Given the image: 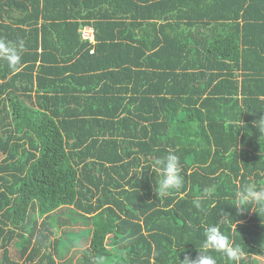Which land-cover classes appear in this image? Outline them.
Segmentation results:
<instances>
[{
	"label": "trees",
	"instance_id": "1",
	"mask_svg": "<svg viewBox=\"0 0 264 264\" xmlns=\"http://www.w3.org/2000/svg\"><path fill=\"white\" fill-rule=\"evenodd\" d=\"M0 38L23 45L0 62V264H56L62 206L92 225L78 264H182L209 223L257 262L264 209L230 203L264 188V0H0Z\"/></svg>",
	"mask_w": 264,
	"mask_h": 264
},
{
	"label": "clouds",
	"instance_id": "2",
	"mask_svg": "<svg viewBox=\"0 0 264 264\" xmlns=\"http://www.w3.org/2000/svg\"><path fill=\"white\" fill-rule=\"evenodd\" d=\"M88 28L92 32V29ZM22 51V44L12 43L0 38V62L6 63L12 71L19 70ZM257 127L261 135L264 134V117L257 122ZM150 168L155 172L156 176L159 174L161 177L157 185L161 192L179 189L184 182V178L181 175L180 158L174 153H169L157 159ZM234 200L235 202L230 204L236 207L239 214L243 215L245 211L252 210L258 213V211L264 209V188L246 186L235 193ZM196 207H200L199 202L196 203ZM237 223L236 221V230ZM203 237L202 245L200 247L196 246L197 254L195 257L185 252L184 258L181 260L179 253V259L182 264H217L215 256L209 254L213 252L222 254L232 264H238L243 254L241 245L236 243L232 236L221 231L217 224L209 223L203 227ZM94 264H104L103 257L95 259Z\"/></svg>",
	"mask_w": 264,
	"mask_h": 264
},
{
	"label": "rangeland",
	"instance_id": "3",
	"mask_svg": "<svg viewBox=\"0 0 264 264\" xmlns=\"http://www.w3.org/2000/svg\"><path fill=\"white\" fill-rule=\"evenodd\" d=\"M1 155L0 153V158ZM57 211L61 213V218H63L62 220L64 221L60 223V218L50 224V229L52 231L51 238L62 237L66 239L71 237V240L69 239V243H67L58 256L54 254L56 264H78L81 251L90 245V231L92 225L90 224V220L83 219L80 212L71 206L59 207L56 212ZM72 217L74 218L72 219ZM111 236L112 234L110 233L105 237L104 244L107 248L111 247ZM10 245V253L12 256L17 257L19 254L17 248L14 246L13 242H11ZM253 257L257 259V262H253L252 264H264V253L261 255H254Z\"/></svg>",
	"mask_w": 264,
	"mask_h": 264
},
{
	"label": "built area",
	"instance_id": "4",
	"mask_svg": "<svg viewBox=\"0 0 264 264\" xmlns=\"http://www.w3.org/2000/svg\"><path fill=\"white\" fill-rule=\"evenodd\" d=\"M91 33H92V32L89 30L88 27H84V28L82 29V35H83V37H89Z\"/></svg>",
	"mask_w": 264,
	"mask_h": 264
},
{
	"label": "crops",
	"instance_id": "5",
	"mask_svg": "<svg viewBox=\"0 0 264 264\" xmlns=\"http://www.w3.org/2000/svg\"><path fill=\"white\" fill-rule=\"evenodd\" d=\"M87 26V25H86ZM88 27H90L91 29H92V33L90 34V36L88 37L90 40H92L93 41V28L91 27V26H88Z\"/></svg>",
	"mask_w": 264,
	"mask_h": 264
}]
</instances>
